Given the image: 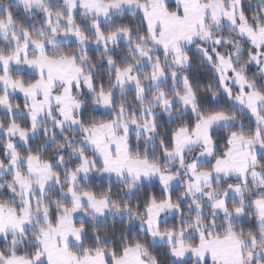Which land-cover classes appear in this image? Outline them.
Wrapping results in <instances>:
<instances>
[{"label":"snow or ice","instance_id":"1","mask_svg":"<svg viewBox=\"0 0 264 264\" xmlns=\"http://www.w3.org/2000/svg\"><path fill=\"white\" fill-rule=\"evenodd\" d=\"M0 264H264V0H0Z\"/></svg>","mask_w":264,"mask_h":264}]
</instances>
